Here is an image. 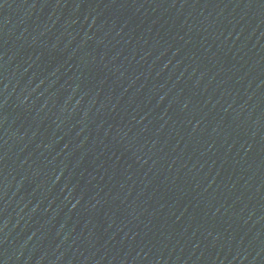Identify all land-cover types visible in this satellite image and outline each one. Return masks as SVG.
<instances>
[{
    "label": "water",
    "instance_id": "95a60500",
    "mask_svg": "<svg viewBox=\"0 0 264 264\" xmlns=\"http://www.w3.org/2000/svg\"><path fill=\"white\" fill-rule=\"evenodd\" d=\"M0 264H264V0H0Z\"/></svg>",
    "mask_w": 264,
    "mask_h": 264
}]
</instances>
